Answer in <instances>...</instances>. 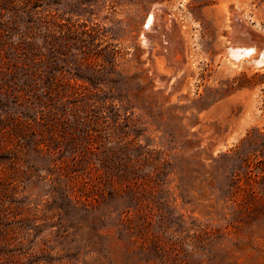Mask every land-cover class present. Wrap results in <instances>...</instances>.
I'll return each instance as SVG.
<instances>
[{"label": "rangeland", "instance_id": "374dc122", "mask_svg": "<svg viewBox=\"0 0 264 264\" xmlns=\"http://www.w3.org/2000/svg\"><path fill=\"white\" fill-rule=\"evenodd\" d=\"M262 52L264 0H0V264H264Z\"/></svg>", "mask_w": 264, "mask_h": 264}, {"label": "trees", "instance_id": "16d2710c", "mask_svg": "<svg viewBox=\"0 0 264 264\" xmlns=\"http://www.w3.org/2000/svg\"><path fill=\"white\" fill-rule=\"evenodd\" d=\"M248 140L252 142L250 137ZM257 153L261 154L262 148L246 152L242 145L231 153L220 155L215 163L219 162L224 167L225 171L222 174L228 176L232 182H237L241 174L249 178L258 177L264 180V162L256 159Z\"/></svg>", "mask_w": 264, "mask_h": 264}, {"label": "bare ground", "instance_id": "6f19581e", "mask_svg": "<svg viewBox=\"0 0 264 264\" xmlns=\"http://www.w3.org/2000/svg\"><path fill=\"white\" fill-rule=\"evenodd\" d=\"M229 55L235 59L238 60L239 58L243 57L244 55L249 56L251 53H255V48L253 47H244L241 49H230L229 51ZM256 60V64L257 63H263L264 62V52H262L261 54H258V56L255 58Z\"/></svg>", "mask_w": 264, "mask_h": 264}]
</instances>
